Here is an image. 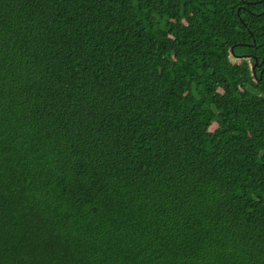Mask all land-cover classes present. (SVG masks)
Returning <instances> with one entry per match:
<instances>
[{"label":"trees","instance_id":"16d2710c","mask_svg":"<svg viewBox=\"0 0 264 264\" xmlns=\"http://www.w3.org/2000/svg\"><path fill=\"white\" fill-rule=\"evenodd\" d=\"M263 67L264 0H0V264H264Z\"/></svg>","mask_w":264,"mask_h":264},{"label":"water","instance_id":"95a60500","mask_svg":"<svg viewBox=\"0 0 264 264\" xmlns=\"http://www.w3.org/2000/svg\"><path fill=\"white\" fill-rule=\"evenodd\" d=\"M230 50H231V55H232V57H234V59H236V60L249 59V58H251L250 55H249V56H246V57L236 56V55L233 53V47H232ZM254 62H255V65H257V59H256V58L254 59ZM251 70H252V72H253V76L255 77V76H256L255 68L252 67ZM255 80H256V79H255Z\"/></svg>","mask_w":264,"mask_h":264},{"label":"flooded vegetation","instance_id":"af4514ba","mask_svg":"<svg viewBox=\"0 0 264 264\" xmlns=\"http://www.w3.org/2000/svg\"><path fill=\"white\" fill-rule=\"evenodd\" d=\"M236 56L246 57V56H249V55L244 54V55H236ZM250 56H251V55H250ZM249 59H251V58H249ZM261 63H263V61H262ZM254 64H255V62H254ZM263 69H264V67H263ZM263 69L261 68V70L259 71V74H261V72H262Z\"/></svg>","mask_w":264,"mask_h":264}]
</instances>
